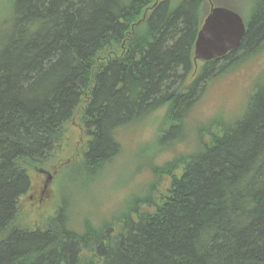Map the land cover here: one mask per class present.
Here are the masks:
<instances>
[{"label":"trees","instance_id":"1","mask_svg":"<svg viewBox=\"0 0 264 264\" xmlns=\"http://www.w3.org/2000/svg\"><path fill=\"white\" fill-rule=\"evenodd\" d=\"M222 60L194 63L209 0H0V264H264V80L235 116L194 120L210 84L264 55V0ZM241 68V69H242ZM161 112V114H159ZM155 115L142 149L153 180L123 220L75 228L68 206L18 224L32 174L82 163L92 180L122 151L120 130ZM78 117L82 147L63 159ZM68 160V161H67Z\"/></svg>","mask_w":264,"mask_h":264},{"label":"rangeland","instance_id":"2","mask_svg":"<svg viewBox=\"0 0 264 264\" xmlns=\"http://www.w3.org/2000/svg\"><path fill=\"white\" fill-rule=\"evenodd\" d=\"M218 1L225 3L224 0ZM253 1L255 0H227L229 4L245 12ZM241 68L210 84L193 114L195 121L206 123L217 114L235 116L243 109L257 81L264 80V55ZM70 127L73 130V137L68 141V149L62 156L65 160L70 158L72 151L76 152L77 148L82 147L84 142L78 117ZM157 131L155 115L143 124L121 129L119 140L122 151L92 180L83 174L76 175L77 170L74 167L81 165V156L76 157L75 166H65L55 179L48 182L47 187L45 183L48 175L41 172L33 173L31 192L21 200L18 224L22 227L35 228L53 215L58 206L67 204L68 201V215L78 230L86 218H90L97 226H102L104 220H123L128 206L136 197L146 196L148 194L146 186L155 180L152 167L147 161L151 160L152 165L160 164L171 160L176 153L190 151L196 144V135L191 132L186 143L168 147L155 160L154 155L150 158L142 153V149L152 142Z\"/></svg>","mask_w":264,"mask_h":264},{"label":"water","instance_id":"3","mask_svg":"<svg viewBox=\"0 0 264 264\" xmlns=\"http://www.w3.org/2000/svg\"><path fill=\"white\" fill-rule=\"evenodd\" d=\"M209 1L210 12L201 26L194 47V63L197 66L226 58L240 48L246 36V24L239 13ZM38 172L47 174L48 182L53 179L50 172Z\"/></svg>","mask_w":264,"mask_h":264},{"label":"flooded vegetation","instance_id":"4","mask_svg":"<svg viewBox=\"0 0 264 264\" xmlns=\"http://www.w3.org/2000/svg\"><path fill=\"white\" fill-rule=\"evenodd\" d=\"M47 184H48V181L45 183V187L47 186ZM32 198V197H31Z\"/></svg>","mask_w":264,"mask_h":264}]
</instances>
